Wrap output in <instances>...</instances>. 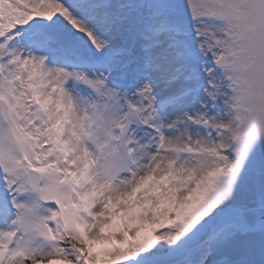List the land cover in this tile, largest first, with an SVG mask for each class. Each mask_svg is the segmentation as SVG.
Masks as SVG:
<instances>
[{
	"label": "snow or ice",
	"instance_id": "6c2138e0",
	"mask_svg": "<svg viewBox=\"0 0 264 264\" xmlns=\"http://www.w3.org/2000/svg\"><path fill=\"white\" fill-rule=\"evenodd\" d=\"M0 264H264V0H0Z\"/></svg>",
	"mask_w": 264,
	"mask_h": 264
}]
</instances>
